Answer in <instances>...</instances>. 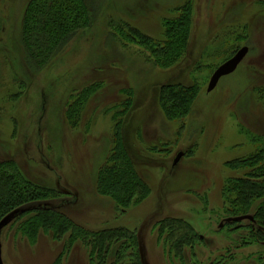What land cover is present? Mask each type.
I'll return each instance as SVG.
<instances>
[{
  "label": "rangeland",
  "instance_id": "rangeland-1",
  "mask_svg": "<svg viewBox=\"0 0 264 264\" xmlns=\"http://www.w3.org/2000/svg\"><path fill=\"white\" fill-rule=\"evenodd\" d=\"M31 1L0 0V164L13 162L48 192L0 222V264H264V188L247 185L261 195L231 208L244 199L234 181L264 176V0H190L184 50L166 69L121 40L116 24L159 39L164 17L188 0H94L91 26L39 72L27 67L20 42ZM243 47L236 71L208 93L214 71ZM167 86L195 88L182 117L165 115ZM85 91L73 121L67 109ZM119 140L148 190L137 204L98 191ZM46 209L91 236L54 239L43 230ZM243 216L260 227L225 222ZM172 220L189 227L176 245L166 240L178 227ZM117 230L127 235L98 253L95 235Z\"/></svg>",
  "mask_w": 264,
  "mask_h": 264
},
{
  "label": "trees",
  "instance_id": "trees-1",
  "mask_svg": "<svg viewBox=\"0 0 264 264\" xmlns=\"http://www.w3.org/2000/svg\"><path fill=\"white\" fill-rule=\"evenodd\" d=\"M93 2L94 0H32L30 2L23 19L20 38L24 60L29 70L32 69L39 72L47 68L54 57L72 39L91 26L92 9L90 6L93 5ZM172 11L176 13V17L171 19L170 17H164L162 34L159 39L151 38L137 28L122 22L116 24L118 36L126 43L142 48L148 54V61H151L156 67L161 69L169 68L179 59L184 50L183 44L188 38L191 24L190 0L183 2V4L175 7ZM194 89L190 88L188 91H184L175 86L162 88L161 92L163 94L160 100L167 118L174 119V116L182 117L187 113L188 95L186 92L192 96V93H195ZM89 93L90 91H85V94L80 99L77 98L68 107L67 111L69 115H72L73 121L75 120V115L80 111V106L85 104L86 96ZM192 99L193 97H191ZM113 148L117 149L114 157L115 162L110 167L100 170L97 184L98 191L105 196L112 197L117 205H129L133 201L137 204L148 193L146 185L138 178L122 142H115ZM260 153L263 154V157L261 159L259 156L257 160H262L264 164V148ZM101 175L103 177H100ZM248 178L234 181L236 188L241 189V193L244 194V199L237 198L234 202L232 201L231 208L235 209L240 204L247 203L248 205L251 202L248 198L254 192L252 190L248 191L247 185L252 184L258 188H264V176L255 177L252 173ZM38 192L45 194L48 191L32 185L13 162H6L4 169H2L0 164V222L15 211L29 206L32 200L35 199L34 197H37ZM254 194L261 195L259 193ZM238 209H235L234 213H238ZM258 212L259 215H262L261 217H264V205L258 208ZM41 215L44 219V226H46L43 227V230L46 229L47 232H51L54 239L58 240L69 231L71 232L69 241H67L69 244L74 242V233H77V236L80 237L85 234L86 237L91 236L89 233H84L83 229L72 225L58 211L46 209L43 210ZM51 215L53 218L55 217V222L57 223H53ZM253 222L257 224L254 218ZM172 223H177L178 227H174L171 223L168 224L169 226L172 225L174 230L170 227L169 234H166V240L171 237L174 240V245H176L180 243L178 236L183 237L187 234L183 229L189 227L179 220H174ZM126 235L127 232L123 230L103 231L100 234H96L95 249L100 253L104 244L110 241L109 238L121 241ZM167 242L171 248L172 242ZM53 264H62L61 257L55 260ZM131 264H140V262L135 257V261L131 262Z\"/></svg>",
  "mask_w": 264,
  "mask_h": 264
},
{
  "label": "water",
  "instance_id": "water-1",
  "mask_svg": "<svg viewBox=\"0 0 264 264\" xmlns=\"http://www.w3.org/2000/svg\"><path fill=\"white\" fill-rule=\"evenodd\" d=\"M248 53V48L247 47H243L240 50H238L236 52V54L229 59L228 61H226L224 64H222L221 66H219L214 73L212 74L208 86H207V92L210 93L212 92L218 82L220 81L221 78L228 76L232 73H234L236 71V69L238 68V66L241 64V62L244 60V58L246 57ZM182 157V154H178L176 159L173 162V166H175L178 161L180 160V158ZM244 220H248L253 222V218L249 217V216H243V217H237V218H233V219H227L225 222L226 223H230V222H241Z\"/></svg>",
  "mask_w": 264,
  "mask_h": 264
},
{
  "label": "flooded vegetation",
  "instance_id": "flooded-vegetation-1",
  "mask_svg": "<svg viewBox=\"0 0 264 264\" xmlns=\"http://www.w3.org/2000/svg\"><path fill=\"white\" fill-rule=\"evenodd\" d=\"M251 222V221H250Z\"/></svg>",
  "mask_w": 264,
  "mask_h": 264
}]
</instances>
